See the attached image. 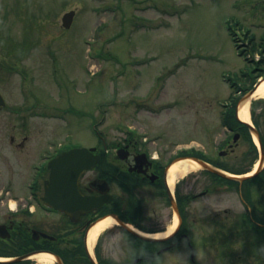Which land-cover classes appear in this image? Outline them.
I'll return each mask as SVG.
<instances>
[{"label": "rangeland", "instance_id": "374dc122", "mask_svg": "<svg viewBox=\"0 0 264 264\" xmlns=\"http://www.w3.org/2000/svg\"><path fill=\"white\" fill-rule=\"evenodd\" d=\"M229 26L240 51L251 52L246 34L257 42L264 35V0H0L6 45L24 43L16 61L0 45L6 85L15 89L7 97L26 119L20 127L47 129L42 140L52 148L102 144L96 129L110 144L132 130L164 159L209 149L224 138L222 105L239 96L226 79L242 86L252 66ZM38 96L39 110L50 103L47 122L34 118ZM38 158L22 153L19 180Z\"/></svg>", "mask_w": 264, "mask_h": 264}, {"label": "flooded vegetation", "instance_id": "af4514ba", "mask_svg": "<svg viewBox=\"0 0 264 264\" xmlns=\"http://www.w3.org/2000/svg\"><path fill=\"white\" fill-rule=\"evenodd\" d=\"M5 75L0 62V264H264V102L251 111L255 140L237 117L224 127L222 115L230 114L222 111L217 128L224 138L193 149L209 168L199 165L173 188L168 172L175 158L155 155L131 131L116 144L102 139L95 151L101 159L79 178L80 193L100 204L84 208L61 187L45 202L53 183L49 162L75 146L52 148V140H42L47 129L20 127L26 119L11 106L7 90L15 89ZM43 102L38 96L32 110L47 122L52 109L47 100L39 110ZM23 152L39 158L19 180ZM62 193V201L53 199ZM107 219L113 224L90 246L91 231Z\"/></svg>", "mask_w": 264, "mask_h": 264}, {"label": "water", "instance_id": "95a60500", "mask_svg": "<svg viewBox=\"0 0 264 264\" xmlns=\"http://www.w3.org/2000/svg\"><path fill=\"white\" fill-rule=\"evenodd\" d=\"M75 13V10H71L64 14L62 23L65 28L69 29L72 26ZM260 84V82L255 84L256 86L249 93H247L242 100H247L249 97L254 95V92ZM249 127L254 133H256V130L252 127V125L249 124ZM95 150V148H74L50 161L49 167L52 170L51 176L53 178V183L50 188L48 186L46 187V195L44 197L46 203L52 201V196L50 195L53 191L52 188L57 190V188L61 187L62 192L63 190L69 192L68 196H64L67 200L71 202H79L84 208H92L100 204V199L85 197L79 190V178L81 174H83L86 170L95 167L100 160V156L94 154ZM193 160L199 162L202 167L209 168L205 162L195 158ZM62 195L63 193L56 195L57 197H53V199L60 202L64 199Z\"/></svg>", "mask_w": 264, "mask_h": 264}, {"label": "bare ground", "instance_id": "6f19581e", "mask_svg": "<svg viewBox=\"0 0 264 264\" xmlns=\"http://www.w3.org/2000/svg\"><path fill=\"white\" fill-rule=\"evenodd\" d=\"M264 98V81L260 84L258 89L254 92V95H252L251 98L247 99L246 101L241 102L238 108V117L243 122H249L250 121V107L251 102L253 99H260ZM201 165L199 162H195L192 159H183L181 161L176 162L172 165L168 172V180H169V186L173 188L174 181H176L178 178L184 177L194 170L198 168V166ZM113 224V221L111 219H107L104 222L99 223L98 225L93 228L91 231L90 237H89V245L92 246V244L95 242L96 237L98 234L105 229L106 227H109ZM174 230V226L171 227L168 231V233L172 232ZM89 246V247H90ZM44 262H50L52 259L51 257L44 255L40 257Z\"/></svg>", "mask_w": 264, "mask_h": 264}, {"label": "trees", "instance_id": "16d2710c", "mask_svg": "<svg viewBox=\"0 0 264 264\" xmlns=\"http://www.w3.org/2000/svg\"><path fill=\"white\" fill-rule=\"evenodd\" d=\"M246 40L250 44V47H251L250 51L251 52L247 51L248 53H246V50H242V51H240V54H246L247 56L248 55L251 56V58L248 59V63L252 64L250 72L242 75L243 80H246L248 82L243 86V88H240V86H238L237 83L233 84V85L237 86L236 87L237 90H241L243 93L248 91L249 89H251L253 87V84L257 81V79L264 75V35L262 36L260 42H257L253 35L251 36L250 34H248V35L246 34ZM8 41L13 42L14 40L9 38ZM235 41L238 42L237 39ZM23 44L17 45V43L15 44L13 42L9 45H6V47L10 48L13 51V52H8V54L15 56L16 55L15 54L16 49L22 47ZM238 47L240 48L241 46L238 45ZM24 54L25 53H23L22 56H24ZM256 55H259L258 60L255 59ZM255 105H256V103H255ZM235 116H236L235 115V108H233L231 110V114L226 118L225 122L229 126H232V122H234L236 120ZM180 155L191 156V155H193V153H192V151L187 150V151H182L180 153Z\"/></svg>", "mask_w": 264, "mask_h": 264}]
</instances>
